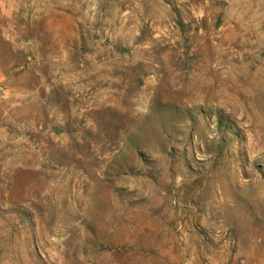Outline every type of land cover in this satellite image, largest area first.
<instances>
[{"label":"rangeland","instance_id":"374dc122","mask_svg":"<svg viewBox=\"0 0 264 264\" xmlns=\"http://www.w3.org/2000/svg\"><path fill=\"white\" fill-rule=\"evenodd\" d=\"M0 264H264V0H0Z\"/></svg>","mask_w":264,"mask_h":264}]
</instances>
